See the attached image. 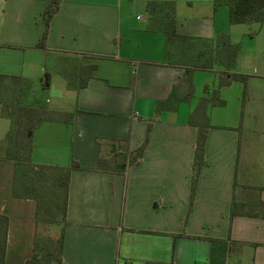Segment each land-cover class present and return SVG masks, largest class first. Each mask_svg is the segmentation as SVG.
Wrapping results in <instances>:
<instances>
[{"label": "crops", "instance_id": "crops-1", "mask_svg": "<svg viewBox=\"0 0 264 264\" xmlns=\"http://www.w3.org/2000/svg\"><path fill=\"white\" fill-rule=\"evenodd\" d=\"M49 2L0 0V149L4 108L44 63L72 60L82 79L55 87L50 75L53 119L33 130L29 161L0 155L2 264L39 261L53 245L56 264H264V24L234 37L240 25L216 0H59L40 49ZM151 2L168 4L185 40L167 41ZM223 36L238 46L229 72L215 63ZM228 73L248 79L218 87ZM236 84L232 121H215ZM202 110L210 127L191 196ZM26 167L62 184L60 228L42 211L43 177L33 191Z\"/></svg>", "mask_w": 264, "mask_h": 264}, {"label": "trees", "instance_id": "trees-1", "mask_svg": "<svg viewBox=\"0 0 264 264\" xmlns=\"http://www.w3.org/2000/svg\"><path fill=\"white\" fill-rule=\"evenodd\" d=\"M59 0H50L48 6L44 11V31L41 39L37 45L38 48L43 49L46 39L49 23L53 15L57 12ZM216 4H223L228 8V24L229 25H251V24H264V0H216ZM166 3L151 2L148 4L147 11L150 19L159 23L162 32L165 34L167 41L186 38H179L174 31V20L171 16V10L166 8ZM168 9V10H167ZM238 53V46L230 45L227 36H223L218 41V49L215 53V63L226 69L228 72L232 70L235 64L236 55ZM95 66H89L88 70L91 72L95 70ZM248 76L236 73H228L225 77H220L218 87L229 86L232 82H240L244 84ZM85 84H82L84 87ZM215 95V92L213 93ZM212 106H222L224 102L218 100L217 97L207 100ZM40 114L47 115L46 118H41ZM53 115L44 107H22L15 105L10 112V130L8 137L11 140H16L21 137L22 143L28 148V153L24 157V162L29 161V153L31 151V135L33 130L43 123L53 119ZM199 125L196 141L194 145V163L192 170L191 182V196L195 190V185L199 176L200 169L203 165L204 144L206 139V131L210 127L207 123L205 110L200 111L198 115ZM26 141V142H23ZM147 145V138H145L142 145L130 155V163L137 165L142 158L143 151ZM16 159V158H13ZM18 161V159H16ZM103 160L98 162L99 167H103ZM76 167V165H73ZM3 261V251L0 247V264ZM29 264H39L37 256L34 254ZM146 264H159V263H146Z\"/></svg>", "mask_w": 264, "mask_h": 264}, {"label": "rangeland", "instance_id": "rangeland-1", "mask_svg": "<svg viewBox=\"0 0 264 264\" xmlns=\"http://www.w3.org/2000/svg\"><path fill=\"white\" fill-rule=\"evenodd\" d=\"M257 28V24H252V25H240L237 27V29L234 30H239L237 33H234V37L236 35H240L242 31H253ZM43 70L44 73H42L38 78L35 80H29L26 85H23L21 89H18V94L12 101L13 104H9L7 107L4 108V111L7 112L9 111L8 109H13L15 105H19L22 107H44L48 108L50 107L51 104V92L53 94V91H50L47 89V83L49 82V78L51 75V82L53 86H59L60 83L66 82L70 85L74 84L75 81H82L80 77V71L78 70L77 64L72 61V60H61L57 62H51L49 61L48 63H44L43 65ZM201 79V80H200ZM201 83H206L210 85L211 87V79L209 76H200L198 78ZM204 88H197V95H201L203 92ZM200 93V94H199ZM243 94V90L239 88V86L236 84L230 91L228 92L226 98V105L222 106V108L217 109L220 112V115H216L215 121H219L220 123H228L229 121H232V116L234 115V102H236L237 97L240 95L241 97ZM239 96V97H240ZM6 103V102H5ZM41 118H46L47 115L40 114ZM31 140V138H30ZM23 142H26L23 140ZM25 146L22 143L21 137H17L15 141L13 139L11 140V137H6L4 142L2 143L1 149H0V155L1 157H12L18 159L20 163H23L24 157L28 153V148H24ZM28 168L26 167V180H28V184L31 185L33 191H35V184L36 180L41 178L42 182V188L44 189V192H39L42 194V198L44 199V203L49 200V205H48V210L46 207L42 209L43 212L47 213V218H48V223L49 225L54 224L56 229L60 228L59 224L62 220V202L64 201V189L62 184L59 182V185L55 184L54 180H51L52 178L48 176L47 173L43 170L44 175H40V172H33L32 169L29 171ZM39 171V170H37ZM24 168L18 169L17 173V179H19V176H21L24 173ZM64 173L61 174L63 176ZM45 176H48L45 178ZM58 188V190L54 191ZM54 191V192H53ZM46 192V193H45ZM32 194L31 192H29ZM36 197L37 194H36ZM39 198V197H38ZM41 198V197H40ZM44 203L41 202L42 208L44 207ZM50 203H53L54 206H50ZM1 235V234H0ZM57 235V234H56ZM1 242V241H0ZM53 247V251L51 248ZM54 249H56V246H50L49 251L46 250L40 255L39 258V264H56V252H54ZM46 252L49 253V255L46 256Z\"/></svg>", "mask_w": 264, "mask_h": 264}]
</instances>
